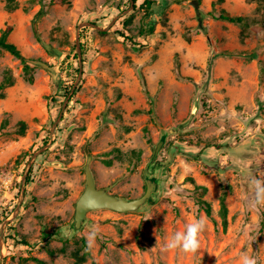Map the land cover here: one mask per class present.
Wrapping results in <instances>:
<instances>
[{
	"label": "rangeland",
	"instance_id": "1",
	"mask_svg": "<svg viewBox=\"0 0 264 264\" xmlns=\"http://www.w3.org/2000/svg\"><path fill=\"white\" fill-rule=\"evenodd\" d=\"M190 1L0 0V36L31 65L0 52V170L16 186L0 195V264H264L250 184L264 179V0H197L201 23ZM164 130L155 202L89 211L72 232L88 155L98 187L139 197ZM194 219L199 250L164 251Z\"/></svg>",
	"mask_w": 264,
	"mask_h": 264
},
{
	"label": "water",
	"instance_id": "2",
	"mask_svg": "<svg viewBox=\"0 0 264 264\" xmlns=\"http://www.w3.org/2000/svg\"><path fill=\"white\" fill-rule=\"evenodd\" d=\"M190 2L196 8V14L199 19V22L201 23V11L198 8L199 7L198 1L191 0ZM89 24L95 25L94 23H89ZM76 49L80 59V67H79V77H80L82 75V62H81V47H80L78 32L76 34ZM170 131L171 130H164L160 136L159 141L155 145L154 153L145 169L144 176L146 181V189L145 192L139 197L127 198L124 196H118L113 193H110L107 187H98L96 185L95 178L92 169L90 167V160L92 158V155L91 154L88 155L87 162L84 166L86 171L85 187L76 201L74 217L71 220L72 232L78 231L83 227L84 223L87 220V214L89 211L103 209V208L114 210L117 212L135 211L141 209L143 206H148L155 202L154 194L159 190L161 180L158 177L150 176L151 166L155 164V159L157 157V154L160 148L162 147V145L164 144L166 137ZM37 153H39V151L34 152L33 156L36 155ZM29 162H32V159ZM26 176L27 175L25 172L22 176V183H21L22 196L24 193V183L26 180ZM19 205L20 202L16 207L15 213L18 211ZM0 239H2V236L0 237Z\"/></svg>",
	"mask_w": 264,
	"mask_h": 264
},
{
	"label": "clouds",
	"instance_id": "3",
	"mask_svg": "<svg viewBox=\"0 0 264 264\" xmlns=\"http://www.w3.org/2000/svg\"><path fill=\"white\" fill-rule=\"evenodd\" d=\"M253 190L252 203L256 206H264V179L253 178L250 180ZM204 219H194L187 223L183 231H176L163 245L164 251L181 250L184 253H196L200 248V235L206 230ZM99 233V229L93 227L87 235L89 247H91ZM260 247H264L261 245ZM240 264H257L255 257L247 251L241 253Z\"/></svg>",
	"mask_w": 264,
	"mask_h": 264
},
{
	"label": "trees",
	"instance_id": "4",
	"mask_svg": "<svg viewBox=\"0 0 264 264\" xmlns=\"http://www.w3.org/2000/svg\"><path fill=\"white\" fill-rule=\"evenodd\" d=\"M58 1L61 3H64L65 0H58ZM11 2H12V0H9L8 6L10 8H14V6H16V5H14V4L12 5ZM220 17L223 19L229 20V21H233V22L242 20L241 16H230V15L222 14ZM9 30L10 29H8V30L6 29L5 31H3V33L0 36V52H1V50H5V51H8L9 53H11L12 55H14L15 57L19 58L23 64L24 71L26 73H30L31 72V65L28 63V60L25 58V56L21 53L19 48L14 43L9 42L6 39V36H7V33L9 32ZM29 78L31 80V75ZM6 82L8 84H12V79L8 76ZM3 86H4V84H0V90L3 88ZM66 93H68V91H66ZM18 125H19V133L24 134L25 130H26V126H27L26 122L24 120H19ZM159 165H161V164L158 163L157 165H152L151 166L152 172L155 171L156 169L159 170L160 169ZM27 178H29V176H27ZM206 205H207L206 206V213L210 214V209H209L208 203H206ZM223 211H226L225 206H223ZM21 241L25 242L24 239H21ZM85 255H86V253H82V254L75 253V256H76L75 263H79V262L84 261ZM92 264H96V263L93 262Z\"/></svg>",
	"mask_w": 264,
	"mask_h": 264
},
{
	"label": "built area",
	"instance_id": "5",
	"mask_svg": "<svg viewBox=\"0 0 264 264\" xmlns=\"http://www.w3.org/2000/svg\"><path fill=\"white\" fill-rule=\"evenodd\" d=\"M13 179L14 175L10 171L6 172L3 169L0 170V195L1 193L6 194L11 192L12 188L16 189Z\"/></svg>",
	"mask_w": 264,
	"mask_h": 264
}]
</instances>
